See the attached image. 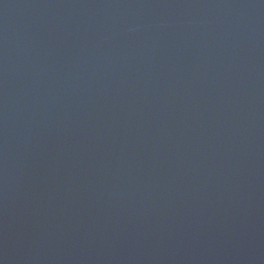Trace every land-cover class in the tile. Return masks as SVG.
<instances>
[{
	"label": "water",
	"instance_id": "water-1",
	"mask_svg": "<svg viewBox=\"0 0 264 264\" xmlns=\"http://www.w3.org/2000/svg\"><path fill=\"white\" fill-rule=\"evenodd\" d=\"M0 264H264V0H0Z\"/></svg>",
	"mask_w": 264,
	"mask_h": 264
}]
</instances>
